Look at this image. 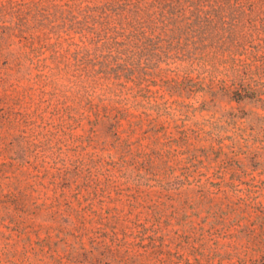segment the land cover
Returning <instances> with one entry per match:
<instances>
[{"label": "rangeland", "instance_id": "374dc122", "mask_svg": "<svg viewBox=\"0 0 264 264\" xmlns=\"http://www.w3.org/2000/svg\"><path fill=\"white\" fill-rule=\"evenodd\" d=\"M12 49L0 55V264H264L252 49L220 73L92 96L45 86Z\"/></svg>", "mask_w": 264, "mask_h": 264}, {"label": "trees", "instance_id": "16d2710c", "mask_svg": "<svg viewBox=\"0 0 264 264\" xmlns=\"http://www.w3.org/2000/svg\"><path fill=\"white\" fill-rule=\"evenodd\" d=\"M13 47L45 86L85 96L163 73L212 75L248 47L264 60V0H0V55Z\"/></svg>", "mask_w": 264, "mask_h": 264}]
</instances>
